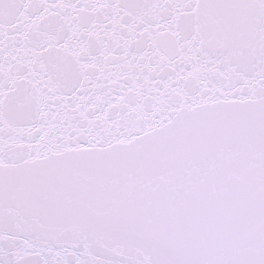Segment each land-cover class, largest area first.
Segmentation results:
<instances>
[{
	"label": "snow or ice",
	"instance_id": "1",
	"mask_svg": "<svg viewBox=\"0 0 264 264\" xmlns=\"http://www.w3.org/2000/svg\"><path fill=\"white\" fill-rule=\"evenodd\" d=\"M0 264H264V0H0Z\"/></svg>",
	"mask_w": 264,
	"mask_h": 264
}]
</instances>
